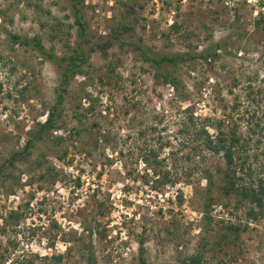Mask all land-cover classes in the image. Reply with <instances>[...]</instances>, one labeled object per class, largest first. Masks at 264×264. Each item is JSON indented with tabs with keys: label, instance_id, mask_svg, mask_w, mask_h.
Returning a JSON list of instances; mask_svg holds the SVG:
<instances>
[{
	"label": "rangeland",
	"instance_id": "obj_1",
	"mask_svg": "<svg viewBox=\"0 0 264 264\" xmlns=\"http://www.w3.org/2000/svg\"><path fill=\"white\" fill-rule=\"evenodd\" d=\"M82 3L85 48L94 51L68 87L62 128L9 164L45 120L59 70L38 52L11 44L6 32L38 36L47 50L67 57L78 26L70 0H0V264L22 258L25 264H87L88 248L95 264H183L198 252L201 264H264V213L254 219L248 200L223 194L220 155H209L206 163L214 184L204 217V179L195 174L190 184L156 189L135 149L137 132L147 129L138 139L178 172L177 121L185 107L199 117L239 120L244 136L253 114L259 126L249 136L248 163L254 177L264 174V0ZM124 22L130 28L119 33L122 39L154 55L194 57L177 68L180 93L156 79L132 47L112 37L109 42ZM218 42L220 50L207 62L196 56ZM78 109L87 114L81 122L74 118ZM93 123L110 129L117 144H95ZM12 210L21 213L17 221L7 217Z\"/></svg>",
	"mask_w": 264,
	"mask_h": 264
},
{
	"label": "trees",
	"instance_id": "obj_2",
	"mask_svg": "<svg viewBox=\"0 0 264 264\" xmlns=\"http://www.w3.org/2000/svg\"><path fill=\"white\" fill-rule=\"evenodd\" d=\"M72 7V15L74 18V24L78 26L76 32V41L74 43L71 54L67 57H58L55 53L47 50L42 44L41 39L38 36H23L12 32H6L7 40L14 45H18L22 48L32 49L38 52L42 57L54 64L59 70L58 86L55 90L56 97L54 103L48 109L45 120L38 123L34 129L30 132L26 139L22 151L15 152L8 159L9 164H13L14 161L22 158L28 151L35 146L36 143L50 137L56 130L61 129L59 120L62 118L61 106L65 100V95L68 93V87L71 84L72 79L83 72L84 66L88 63L90 54L94 51V46L91 45L88 49L85 46L89 43L87 37V27L84 22L83 3L82 0H70ZM263 20V19H262ZM260 20L256 21L258 26ZM130 28V24L122 23L121 26L116 29L111 37L117 40L119 44H127L137 51L142 59L148 62L154 69V77L160 79L165 84L172 87L175 93H180L182 89V81L177 74V68L179 64L186 63L193 60V56L184 53L175 54H160L154 55L146 47L131 40H124L120 37L124 32ZM120 33V35H119ZM112 39L109 41L112 43ZM98 47L102 45L100 43L95 44ZM220 43H213L208 45L203 51L196 54L198 58L207 62L211 57L217 55V51L220 50ZM179 94H177L178 96ZM89 105L88 110H90ZM139 108V107H138ZM190 111V107L187 106L183 109L184 115L178 119V145L180 152L183 151L181 157H177L174 160L180 162V170L171 167L164 166V158L160 159V155L154 149V147L148 144V141L144 139L140 141L138 138H144L147 129L142 128L137 132L138 138L135 149L137 151V157L145 167V171L149 172L153 177L154 187L156 189L164 188L167 184H175L177 181L182 180L186 184H190L195 174L205 181L204 196H203V216L207 217L210 206L211 197L210 193L214 184L213 180V168H209L206 163L209 155H220L224 161V168L216 169L222 173L225 180L226 187H223V194L230 196L236 194L244 200L250 202V207L247 214L252 218L257 219L264 213V174L259 172L258 176L252 175L251 164L248 163L249 156L247 154V148L250 142V134H253L255 129L259 126V123L252 124V120L255 115H250L246 119V129H250L247 136L242 135L239 132L240 123L230 122L226 116L222 118L217 117H199L195 115L193 111ZM188 114H185V113ZM87 117L86 113H81L79 109L74 112V118L81 122ZM134 118V117H132ZM92 126L95 129L96 139L95 144L105 143L108 145L117 144V138L114 133H111L110 129H104L99 123H93ZM209 129H214L216 135H212ZM80 136V130L75 132ZM132 138V136L127 135ZM163 144V143H161ZM169 144L165 143V146ZM173 153L172 151L168 153ZM169 158V157H168ZM3 166H0V174L3 171ZM222 170V171H221ZM263 172V171H262ZM182 189L176 194L177 198L182 197ZM21 216V213L17 210H12L8 213L7 217L11 221H17ZM7 221V220H6ZM231 230L234 229L230 228ZM86 230H90L89 228ZM142 250V248H140ZM88 255L86 257L87 264H95L94 252L91 248H88ZM55 259H60L61 256H52ZM202 255L196 253L188 257L183 264H201ZM143 262V260H142ZM14 264H25V259H20L14 262Z\"/></svg>",
	"mask_w": 264,
	"mask_h": 264
}]
</instances>
